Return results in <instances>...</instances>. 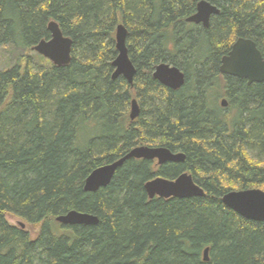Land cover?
Here are the masks:
<instances>
[{
    "label": "trees",
    "instance_id": "16d2710c",
    "mask_svg": "<svg viewBox=\"0 0 264 264\" xmlns=\"http://www.w3.org/2000/svg\"><path fill=\"white\" fill-rule=\"evenodd\" d=\"M201 1L0 0V55L12 56L0 68V264H264V222L222 203L230 191H264V83L220 72L239 38L264 57V0H206L220 9L208 29L187 22ZM52 21L74 43L67 67L33 50ZM119 24L133 85L112 79ZM160 64L185 73V86L155 80ZM139 146L186 160H130L110 186L84 191L94 170ZM183 173L206 197L149 199L148 181ZM71 211L99 224L56 222Z\"/></svg>",
    "mask_w": 264,
    "mask_h": 264
},
{
    "label": "water",
    "instance_id": "95a60500",
    "mask_svg": "<svg viewBox=\"0 0 264 264\" xmlns=\"http://www.w3.org/2000/svg\"><path fill=\"white\" fill-rule=\"evenodd\" d=\"M219 14L220 9L217 6L203 0L198 4L196 13L188 18L187 22L202 25L208 29L211 24V18ZM48 29L51 34L50 40L41 41L33 50L58 68L69 66L72 62L73 40L64 35L59 24L55 21L49 23ZM128 34V30L123 24L117 26L115 41L118 55L113 62L114 73L112 79L117 80L122 77L129 85H133L137 69L129 57L127 48ZM220 72L224 76L246 80L250 86L263 84L264 57L253 40L239 38L229 54L223 58ZM153 77L161 85L172 91H178L186 84L185 73L169 64L158 65ZM221 106L227 108L228 101L226 99L221 100ZM140 115V105L134 99L131 102L130 118L132 121H136ZM130 160L157 161L158 166L162 167L169 163H184L186 155L173 152L165 147H136L119 160L94 170L85 181L84 191L97 193L99 190L110 186L116 173ZM144 189L150 200L155 198L165 200L204 198L207 195L205 190L195 182L193 176L189 173H183L175 180L157 177L148 181ZM222 203L246 220L264 222L263 190L230 191L223 196ZM56 222L64 227L97 226L99 219L92 214L71 211L65 215L58 216ZM18 226L22 229L26 228L23 222H19ZM209 253V248L204 251V262L206 263L210 262Z\"/></svg>",
    "mask_w": 264,
    "mask_h": 264
},
{
    "label": "rangeland",
    "instance_id": "374dc122",
    "mask_svg": "<svg viewBox=\"0 0 264 264\" xmlns=\"http://www.w3.org/2000/svg\"><path fill=\"white\" fill-rule=\"evenodd\" d=\"M12 58V56H10L9 53L7 52H1V55H0V68L1 69H6L8 66H9V59ZM10 222L13 224V225H18V223L20 222V220L18 219H15V218H10ZM28 230H30L32 232L33 235H36L38 233V228H35V227H31V226H28L27 227Z\"/></svg>",
    "mask_w": 264,
    "mask_h": 264
},
{
    "label": "flooded vegetation",
    "instance_id": "af4514ba",
    "mask_svg": "<svg viewBox=\"0 0 264 264\" xmlns=\"http://www.w3.org/2000/svg\"><path fill=\"white\" fill-rule=\"evenodd\" d=\"M154 164H156V165H158V162L157 161H155V162H153Z\"/></svg>",
    "mask_w": 264,
    "mask_h": 264
}]
</instances>
